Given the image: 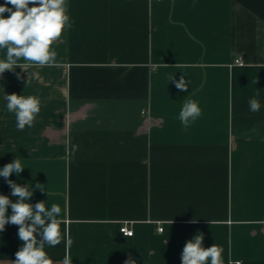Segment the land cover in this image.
<instances>
[{
  "label": "crops",
  "instance_id": "obj_1",
  "mask_svg": "<svg viewBox=\"0 0 264 264\" xmlns=\"http://www.w3.org/2000/svg\"><path fill=\"white\" fill-rule=\"evenodd\" d=\"M66 4L59 66L20 59L0 78V168L19 159L9 179L29 185V203L59 205L73 241L45 247L53 264L66 251L72 264H182L198 232L224 264H264V0ZM12 93L40 100L32 127L18 130ZM188 100L201 115L186 127ZM0 194L18 199L3 177ZM18 227L0 232V264L23 246Z\"/></svg>",
  "mask_w": 264,
  "mask_h": 264
},
{
  "label": "clouds",
  "instance_id": "obj_2",
  "mask_svg": "<svg viewBox=\"0 0 264 264\" xmlns=\"http://www.w3.org/2000/svg\"><path fill=\"white\" fill-rule=\"evenodd\" d=\"M5 13H9L8 17H5ZM72 25L66 0H5L0 5V49H6V59L0 60V78L6 71H14L17 66L23 70L24 66L18 64L20 59L32 66H59L53 45ZM175 86L181 91L188 90L183 75L179 81H175ZM5 99L7 110L15 113L18 130H23L26 126L32 127L40 112V100L35 96L25 97L16 93L5 95ZM260 108L256 98L249 101L250 111L258 112ZM200 115L198 103L188 100L179 113V120L187 127ZM76 149L77 146L73 145L72 151ZM23 169L19 159L0 168V177L5 178L11 188V196L18 197L13 202L9 196L0 194V232L5 231L7 224L19 226L18 237L23 246L15 253L16 259L12 264H53L45 247H55L63 239L67 250L73 241L67 230L63 234L61 232L60 225L63 221L57 218L61 213L59 205L52 204L47 208L45 201H39L35 205L29 203L34 191L29 189V185L21 186L9 179L11 174L19 175ZM41 185L36 184L34 188L45 190ZM9 206L11 215L8 214ZM203 239V234L198 232L185 243L181 254L182 264H208V261L210 264H224L223 249L216 244L205 248ZM62 264H72L67 251ZM124 264H136V261L129 257ZM229 264H232L231 260ZM235 264L241 262L237 260Z\"/></svg>",
  "mask_w": 264,
  "mask_h": 264
},
{
  "label": "built area",
  "instance_id": "obj_3",
  "mask_svg": "<svg viewBox=\"0 0 264 264\" xmlns=\"http://www.w3.org/2000/svg\"><path fill=\"white\" fill-rule=\"evenodd\" d=\"M233 63L239 65V64H242V60H241V58L237 57V58L234 59ZM161 229L162 228L159 227V230H161ZM119 230L124 235H129L130 236L133 233L132 229L127 225L126 222L119 226Z\"/></svg>",
  "mask_w": 264,
  "mask_h": 264
}]
</instances>
